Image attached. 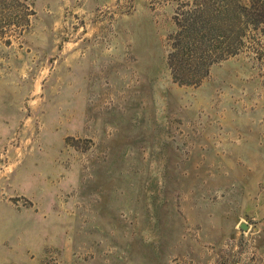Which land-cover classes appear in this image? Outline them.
<instances>
[{
  "label": "rangeland",
  "instance_id": "obj_1",
  "mask_svg": "<svg viewBox=\"0 0 264 264\" xmlns=\"http://www.w3.org/2000/svg\"><path fill=\"white\" fill-rule=\"evenodd\" d=\"M254 2L0 0V264H264ZM195 17L224 50L179 84Z\"/></svg>",
  "mask_w": 264,
  "mask_h": 264
},
{
  "label": "trees",
  "instance_id": "obj_2",
  "mask_svg": "<svg viewBox=\"0 0 264 264\" xmlns=\"http://www.w3.org/2000/svg\"><path fill=\"white\" fill-rule=\"evenodd\" d=\"M255 5L254 0H251L252 11ZM177 26L179 31L169 55V67L176 82L191 85L205 77L210 65L224 49L211 42L214 26L206 18L195 17L191 23L181 25L177 22Z\"/></svg>",
  "mask_w": 264,
  "mask_h": 264
},
{
  "label": "water",
  "instance_id": "obj_3",
  "mask_svg": "<svg viewBox=\"0 0 264 264\" xmlns=\"http://www.w3.org/2000/svg\"><path fill=\"white\" fill-rule=\"evenodd\" d=\"M240 228L243 230V231H245V230H247V225L246 224H243V223H241L240 225Z\"/></svg>",
  "mask_w": 264,
  "mask_h": 264
}]
</instances>
